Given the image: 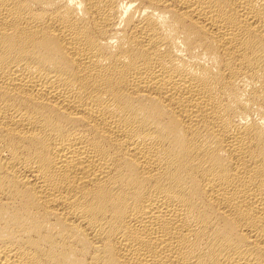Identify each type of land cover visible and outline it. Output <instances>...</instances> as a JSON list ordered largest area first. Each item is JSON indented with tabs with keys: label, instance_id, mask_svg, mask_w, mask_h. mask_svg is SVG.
<instances>
[{
	"label": "bare ground",
	"instance_id": "6f19581e",
	"mask_svg": "<svg viewBox=\"0 0 264 264\" xmlns=\"http://www.w3.org/2000/svg\"><path fill=\"white\" fill-rule=\"evenodd\" d=\"M0 264H264V0H0Z\"/></svg>",
	"mask_w": 264,
	"mask_h": 264
}]
</instances>
